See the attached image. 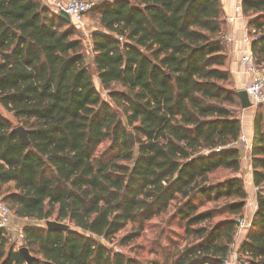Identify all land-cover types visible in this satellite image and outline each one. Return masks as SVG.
<instances>
[{"label":"trees","instance_id":"obj_1","mask_svg":"<svg viewBox=\"0 0 264 264\" xmlns=\"http://www.w3.org/2000/svg\"><path fill=\"white\" fill-rule=\"evenodd\" d=\"M241 4L264 68V0ZM89 13L90 59L72 18L0 0V105L30 140L0 112V198L19 218L69 224L24 228L31 264H225L248 194L222 0H98ZM250 164L257 210L238 261L264 264L262 105ZM147 228L145 261L95 238L125 232V245ZM19 248L0 232V264H28Z\"/></svg>","mask_w":264,"mask_h":264},{"label":"built area","instance_id":"obj_2","mask_svg":"<svg viewBox=\"0 0 264 264\" xmlns=\"http://www.w3.org/2000/svg\"><path fill=\"white\" fill-rule=\"evenodd\" d=\"M45 4L50 7L54 12L59 13L60 11H65L68 13L72 20L75 22L76 26L83 32L85 37L90 44V35L93 31L89 29V24L86 22V13L94 7V2L86 0H43ZM244 17L242 4L237 3L234 6V13L228 17L229 22H233L238 18ZM247 35L244 37L243 41L247 48L243 55V62L247 71L251 74V79L246 87L249 93L252 103L257 105H262L264 107V68L259 67L256 63L255 55L251 49V44L253 41L258 39V34L256 30L247 29ZM122 40V37L119 38ZM233 40L232 36L226 38V43H230ZM240 144V141H239ZM256 190L258 188L256 187ZM13 211L9 206L2 201L0 198V230L4 237L8 238L16 247H22L25 240L24 228L18 227L13 221ZM250 228V225L246 222L244 218L239 219L238 231L239 233ZM230 258V257H229ZM225 262V264H239L238 261V250L233 251V256Z\"/></svg>","mask_w":264,"mask_h":264},{"label":"crops","instance_id":"obj_3","mask_svg":"<svg viewBox=\"0 0 264 264\" xmlns=\"http://www.w3.org/2000/svg\"><path fill=\"white\" fill-rule=\"evenodd\" d=\"M227 22L224 28L223 38L226 40L228 36H232L233 40L227 43L229 50V67L234 76L235 90L246 89L248 86L251 74L247 71L243 62V55L247 48L243 39L247 35V29L250 19L246 16L240 17L233 22L228 21V17L233 15L234 6L242 0H222ZM257 106L240 109V120L242 122V132L239 138L241 151V170L237 176L244 180L245 188L248 194L247 205L243 218L251 225L253 216L257 210V190L254 184L252 167L250 164V147L254 136V119ZM249 233V228L238 234L236 238L234 251H237Z\"/></svg>","mask_w":264,"mask_h":264},{"label":"rangeland","instance_id":"obj_4","mask_svg":"<svg viewBox=\"0 0 264 264\" xmlns=\"http://www.w3.org/2000/svg\"><path fill=\"white\" fill-rule=\"evenodd\" d=\"M93 2H97L98 0H90ZM86 22L89 24V29L95 30L98 28V22L96 17L89 13L86 17ZM83 39L85 41V47H86V53H87V57L88 59H90V47H89V43L87 38L85 37V35L83 34ZM93 75H94V81L95 84L97 86V88L101 91L103 97L110 102V98L108 96V92L103 90L102 87L100 86L97 77L95 75V71L92 70ZM0 112L5 115L6 117H8L10 120H12L14 125H19L17 120L12 116L11 113L7 112L1 105H0ZM214 177H220L219 175L214 176ZM13 221L15 222V224L18 227H22L25 228L26 226H37V227H46V222L45 221H37L36 219H30V218H19L17 217L15 214L13 215ZM150 231V228H147L146 232H145V237H140L137 240H135L132 243L129 244H121L119 242V238L121 235H123L125 232H121L120 234L117 235V237H115L114 241L109 242L103 238H97L95 237L98 241H101L102 243H104L107 247H109L111 250L124 254L127 257L130 258H137L140 259L141 261H145L148 260L152 257H154L155 255L153 253H151V247H152V243L151 242H146V239L148 237H150V233H148ZM145 245V246H144ZM143 246V247H142ZM235 246V245H234ZM234 250V248H233ZM233 256V252L230 255V258ZM229 258V259H230Z\"/></svg>","mask_w":264,"mask_h":264},{"label":"water","instance_id":"obj_5","mask_svg":"<svg viewBox=\"0 0 264 264\" xmlns=\"http://www.w3.org/2000/svg\"><path fill=\"white\" fill-rule=\"evenodd\" d=\"M58 15L63 20H66L68 22L71 21V16L68 13H66L65 11H60L58 13ZM236 93L240 99L241 107L243 109L252 107L254 105L252 103L250 96H249V93L246 89L237 90ZM13 131L18 132L19 135L26 141V143H30V140L28 137L29 130L26 129L23 125L16 126L15 128H13ZM129 136H130L131 142L134 143L135 141H134L133 134L130 133ZM205 187H206V185H205ZM46 227L48 230L66 231L69 228V224L66 222H61V221H56V220H48L46 222ZM0 232H1V230H0ZM19 252L28 264H31L34 261L35 256H33L31 254V252L27 246L20 247Z\"/></svg>","mask_w":264,"mask_h":264}]
</instances>
